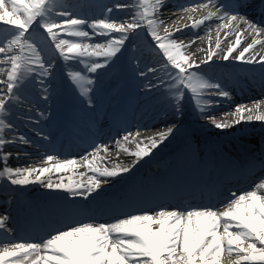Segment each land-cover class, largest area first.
I'll return each mask as SVG.
<instances>
[{"label":"snow or ice","instance_id":"6c2138e0","mask_svg":"<svg viewBox=\"0 0 264 264\" xmlns=\"http://www.w3.org/2000/svg\"><path fill=\"white\" fill-rule=\"evenodd\" d=\"M164 4L165 0L116 3L106 9L102 18L89 19L66 9L55 11L62 7L59 0H0V28L7 26L9 29L0 39V85H4L0 87V179L19 186L39 184L71 197L87 199L110 179L132 171L173 132L169 127L143 139H138L139 131L123 135L116 141L117 158L120 152L130 155L133 159L128 165L100 166L98 161L106 159L100 152L107 153L109 149L106 145H98L79 159H60L49 154L44 157L43 166H8L12 153L5 152L4 148L6 144L16 142L5 138V130L13 127L6 118L10 103L22 102L21 92L28 82L44 84L53 72V61L46 57L45 48L35 39L39 30H43L41 34H46L48 46L63 61H74L83 66L68 71L66 76L89 103L95 81L85 73L95 74L108 67L131 39L129 34L135 35L142 30L151 38L153 51L160 57V63L147 68L158 83H150L147 87L163 86L177 112L182 110L181 105L187 98L217 129L241 122L264 123V100L236 105L232 113L224 114L233 116L232 121H218L208 114L220 103L212 97L230 98L231 93L201 71V65L212 62L221 51L222 31L224 40L235 36L234 42L223 51V61L231 58L264 67V26L239 14L235 0L228 4H221L219 0H193L190 5H180L179 8L185 11L207 10V15L190 25L192 29L213 20L218 22L215 47L210 42L206 58L197 62L186 52L190 43L177 38L183 28L169 31L165 26V34H159L161 25L165 24L164 20L158 19ZM115 10L130 11L117 18L111 15ZM53 12L55 15H50ZM211 32L209 27V41ZM245 34L252 39L241 48ZM140 74L145 75V72ZM44 91H47L46 87ZM19 140L29 143L23 136ZM127 144H135V149L130 150ZM80 167L91 173L87 183L77 181L71 175L65 181L64 173ZM53 174H60L59 178L54 180ZM84 175V172L79 173L81 177ZM6 219L0 218V229H5ZM0 245V264H222L225 253L236 256L232 264H264V180L239 195L231 193L219 208L161 207L156 211L127 214L111 222L80 221L56 230L38 242L0 240Z\"/></svg>","mask_w":264,"mask_h":264},{"label":"bare ground","instance_id":"6f19581e","mask_svg":"<svg viewBox=\"0 0 264 264\" xmlns=\"http://www.w3.org/2000/svg\"><path fill=\"white\" fill-rule=\"evenodd\" d=\"M111 0H59V4L62 7H58L55 11H61V10H68L77 16H86L88 18L90 17H96L99 16L102 18L106 13L105 7L108 8L111 5L113 6V3H110ZM129 0H115L114 3H121V4H128ZM193 2V0H165L164 7L160 10V13L158 15V19H162L165 21L164 25H161L160 28V35L163 36L165 33L163 31L164 27L166 26L169 31H175L177 28H183L182 33H177V38L184 40L185 43H190V47L186 50L187 54L191 55L192 59H195L197 62H199L202 59L206 58L207 51L209 49V43L211 42V46L215 47L216 43V24L217 21L213 20L212 22H206L205 25H202L198 29H192L190 25L196 21L207 15L206 9H199L197 8L194 11H185L181 10L179 8L180 5H190ZM130 10H115L114 13L111 15L122 18L126 15V12ZM239 14L244 15L248 20L255 22L254 15L250 13H246L242 11V9H238ZM50 15H55V12L51 13ZM191 18V19H190ZM257 24V23H256ZM260 26H264L260 23H258ZM189 26V27H186ZM212 28L211 32V41H209V34H208V28ZM241 27H244L241 25ZM9 29L2 27L0 28V39H2L8 32ZM140 31V30H139ZM131 36V39L128 41L129 45L126 42L124 49L122 50L121 54H118L117 58H114L111 62H114L115 64L108 65L106 68H102L98 70L97 73L91 74V73H85L86 75L91 76V78L95 81V83L91 86L92 92L94 93V89H107L105 92L106 95L110 99H114L116 103H118V108L114 112L113 115V122L116 120V124H118L119 129L123 132L127 131L125 133H121V135L110 137L108 134L103 133V131L99 130L98 132V139L95 140V144H89L85 151L80 152L78 155H74L72 157H60L57 154L53 153L51 148L47 147L44 144L43 147L35 145L37 148H30V146L24 145L19 140V137L23 136L28 141L31 142L30 138L28 137L27 133L23 132V127H28L31 129V131H34L35 133H39L40 130H35L30 123H26L24 120L20 119L24 117L25 120H27L30 116L29 111H27L28 106L24 104V101L28 103H34L37 105V107H40L42 110L50 111L54 107V103L52 100L56 95L58 94H64L66 99L70 101V103H78L77 105L84 106L88 103V98L82 97L78 90L70 83L69 79L66 76V73L73 69H82V65H75L76 62L69 61L65 62L63 61L56 51L49 47L45 37L41 33L35 34V39L40 41L41 46L45 48V55L48 59H51L53 61L54 67L52 75L49 76L44 84L37 83L35 81H30L26 84L24 89L21 92L22 96V102H12L10 103V111L6 113V118L8 121H11V124L13 127L11 129L5 130V138L9 140H15L16 142L14 144H18L19 146H14L13 143L6 144L4 151L12 153L11 157L8 160V166L10 167H25V166H43V160L46 155L52 154L58 156L60 159H70V158H80L83 156L88 155L93 151V149L98 145H106L108 147V152L105 153L103 151L100 152V156L106 157L104 160L98 161L100 166H109L111 167L113 164H122V165H128L132 161V157L124 152L119 153V157L117 158V145L116 141L118 139H121L123 135H125L128 132H132L135 134L137 131L140 132V137L138 139H143L149 136L156 135L160 131H166L167 128L172 127L173 132L172 134L159 146L163 147L164 145L171 146L173 142H176L179 140V137L182 134V128L187 126V124L192 120L196 126L206 132H210L213 128L217 131H219L222 135H237V145L241 144V148H239L237 154L241 157H245L246 165H243L241 168V173L238 176L236 189L234 190V193L239 195L240 193H243L245 191L251 190L253 188V185L259 181L264 180V123L253 121V122H241L239 124H234L232 127L225 128V129H217L215 128L210 120L206 119L204 115L199 113L197 110L194 109L193 102L189 99H185L183 104L181 105V111L177 112L175 110V107L172 103H170L171 97L165 94V88L163 86L159 87H147L150 83L151 84H157L158 81L154 79V76L152 73H148L143 75V77H138L137 73L146 72V64L149 66H155L158 63H160V57L156 55L153 51V46L150 45L149 41H137L136 35L129 34ZM200 37V38H196ZM220 38L223 41L221 45V51L217 56L213 57L212 62L206 65H201V71L206 74V76L210 79L213 77H216V79H224L227 78L230 82H234L232 80V74L230 71H227L224 69L227 65L232 64L235 65V73L240 75H253L256 77V72L261 67L260 64H245L236 62L233 59H229L228 61H223L221 59V56L223 55V51H226V48L230 42H234L235 36H230L227 40H224V33L223 31L220 34ZM103 39V38H100ZM252 37L247 36L245 34L244 37V43L241 45L242 47L247 46V43L251 42ZM194 41V42H193ZM132 48H135L137 51L134 54H131L130 52L133 50ZM260 50V46H257V51ZM233 55H236L234 53ZM135 62L137 65V69H134V72H137L133 75H131V70L128 65V62ZM126 76L127 73L128 76H126L125 80L118 84H113L112 80L110 79L112 77V73L118 71H123ZM163 75V73H161ZM111 84V86H110ZM0 87H4V85H0ZM47 88V91H44V88ZM235 88V86H234ZM149 90L148 94H144V90ZM34 90H38L40 92H43L46 95V99H40L38 102L33 99L31 92H35ZM77 90V92H76ZM72 92V93H70ZM262 94V95H261ZM239 99V100H238ZM264 100L263 93L259 92L257 97H251V99H243V96L238 97L235 99V101H226L221 107L219 108H211L210 113L218 121H232L234 118L231 115L225 116V113H232L236 107V105L244 104V105H251L253 101H259ZM66 101V100H64ZM126 101L132 102V103H141L140 107L143 106V109H139L138 111L140 114H137L135 117V111L130 112L129 114L125 115V118L128 116L133 118V121L128 124L124 125V128H122L118 123V118H121V115L124 114V106L126 105ZM17 104H20L17 106ZM64 106L66 107L68 104L64 102ZM24 105L25 107L22 108L21 106ZM18 107V109H17ZM21 109V110H19ZM65 112L61 113L60 118L64 119L66 118ZM159 114V115H158ZM143 115V116H142ZM102 117L101 115L99 118ZM104 120V116L102 117ZM124 119V116L122 120ZM105 124H108V121H105ZM15 136V137H14ZM114 138V139H113ZM131 139V138H130ZM199 140L198 145L201 143V139L197 138ZM210 145L213 142H217V145L219 146L218 138H213L209 140ZM32 143V142H31ZM130 150L135 149V144H127L126 145ZM155 150V149H154ZM153 154H157V152H154ZM17 153H19V158H17ZM151 155V156H152ZM149 157H145L143 160L149 159ZM215 156L214 149H211V157ZM89 159H91V156H89ZM167 159V157L161 158V166L158 167V173H162L160 180H167L166 177H169V179L172 180V183L166 190L160 191V193L157 195L159 199L157 200H170L174 201L172 205L178 204L180 200H177L179 195L184 198L185 194H183L177 187L182 185L181 183L184 181L192 183V185H195V178L193 177V174L195 175V171L193 172V169H191V163L188 160L187 163H184L181 158L178 159L177 163H173V158L170 155L168 163L170 164L172 161V165H167L166 167L163 165L162 162H164ZM208 159H210L209 155L203 157L202 164L198 170H200L199 174H202L204 170L206 171H213L215 170L213 165L208 162ZM141 160L132 170H138L140 167H142V164L145 163V161ZM153 164V163H152ZM151 165H146L143 170L145 174L149 172V174H152L151 171H149L148 167L152 168ZM2 166V165H0ZM259 168H262L260 171H255ZM228 170H221L219 173H221V177H224L225 180L232 179V175L227 174ZM84 172L85 173V179L83 181H87L88 177L91 175V173L83 167L75 169L73 172L64 173L63 176L65 178V181L67 180V177L69 175L73 176L74 179L78 181L79 173ZM253 172V173H252ZM60 174H53V179L56 180L59 178ZM263 177H262V176ZM244 176H248L246 179H243ZM229 177V178H228ZM115 178H112L110 182V186L113 184V180ZM3 179H0V181ZM233 181V180H232ZM253 181V182H252ZM31 185V184H30ZM164 183L162 182L160 186H163ZM33 188L34 193H37L38 187L36 185H31ZM183 186V185H182ZM196 187L197 184L195 185ZM155 185L151 183V188H154ZM111 188V187H110ZM249 188V189H248ZM15 196V193L9 189V188H0V218H4L3 214L6 216H10L11 218H15L14 221L20 217L21 213V207H25L26 202L29 201V199H20L19 204H14L13 197ZM36 197V196H34ZM201 197H198L197 200L199 201ZM39 200L40 203H47L48 199L44 198H36ZM150 197H145V200H149ZM202 199V198H201ZM229 199V198H228ZM138 201L143 202V199L139 197L137 199ZM176 200V201H175ZM204 201V199H202ZM179 201V202H178ZM192 202L191 200H189ZM158 202V201H157ZM56 205V204H55ZM153 206H148L145 209H150ZM215 207V206H212ZM161 208V206H157V208L152 210H145V211H156L157 209ZM168 208V207H166ZM173 208V207H170ZM217 208V205H216ZM55 209L58 210V208L55 206ZM80 210L79 207L73 206L70 208L72 211ZM144 209H139L137 212H142ZM3 213V214H2ZM19 215V217H18ZM10 218V220H11ZM9 222L5 220V229H0V234H6L8 232L9 228ZM13 239V238H12ZM9 241V240H6ZM2 246V245H0ZM236 260V256L232 255L229 256L227 253L224 254L222 258V264H232L233 261Z\"/></svg>","mask_w":264,"mask_h":264},{"label":"rangeland","instance_id":"374dc122","mask_svg":"<svg viewBox=\"0 0 264 264\" xmlns=\"http://www.w3.org/2000/svg\"><path fill=\"white\" fill-rule=\"evenodd\" d=\"M132 3V0H129L128 1V4H131ZM117 11V10H116ZM114 13V12H113ZM112 14V13H111ZM5 28H7L8 29V27L7 26H4ZM42 31L43 30H39V31H37L35 34H37V33H42ZM131 34V33H130ZM137 37H136V40L137 41H141V42H144V41H149L151 44L150 45H152L153 46V44H152V42H151V38L149 37V36H147L146 35V33H145V31H142V30H140V31H137L136 32V34H135ZM44 36H46V34H44ZM191 123H193V124H191ZM190 124H188L187 126H185L184 128H182V134H181V136L179 137V140H181V138L183 139V141H185V139L184 138H186V137H188V138H191V139H195L194 137H195V133L202 139V140H206V139H212V138H222V134L219 132V131H217V130H215L214 128L212 129V130H210V132H206V131H203V130H201V129H198L197 128V126H196V124L192 121ZM179 140L178 141H176V142H173L172 143V145L171 146H167V145H164L163 147H158L157 149H155L154 150V152H157V153H159L160 155L161 154H163V153H168L169 152V154L170 155H172V153H174V150H176L177 149V146H178V142H179ZM187 141V140H186ZM185 144H186V142H184ZM185 148L187 149V150H185ZM184 148V153H188V155L189 156H191V155H194V151H192V149H190L191 147H190V145L187 143L186 144V147ZM181 149V148H180ZM179 150V149H178ZM173 156V155H172ZM85 176V175H84ZM84 176H80L79 178H78V181H81V182H84V183H87V181L85 180V181H83L84 179H85V177ZM2 182H4V181H1L0 182V184L2 183ZM7 182V181H6ZM107 183H105V184H103L101 187H104L105 185H106ZM4 184H1V186H3ZM32 185V184H31ZM30 184L29 185H26V186H19V185H14V187H17L19 190L20 189H27V188H29V189H32V188H34V187H32ZM33 185H36L37 187H38V189H37V191H48V192H56V191H59V190H49V189H46V188H44L43 186H41V185H39V184H33ZM35 189V188H34ZM36 190V189H35Z\"/></svg>","mask_w":264,"mask_h":264}]
</instances>
